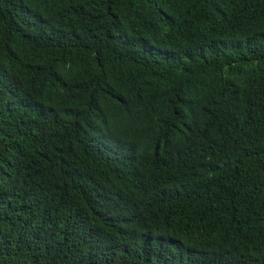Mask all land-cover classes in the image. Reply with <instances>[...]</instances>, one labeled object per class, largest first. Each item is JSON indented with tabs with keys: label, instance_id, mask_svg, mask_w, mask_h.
<instances>
[{
	"label": "trees",
	"instance_id": "16d2710c",
	"mask_svg": "<svg viewBox=\"0 0 264 264\" xmlns=\"http://www.w3.org/2000/svg\"><path fill=\"white\" fill-rule=\"evenodd\" d=\"M0 264H264V0H0Z\"/></svg>",
	"mask_w": 264,
	"mask_h": 264
}]
</instances>
